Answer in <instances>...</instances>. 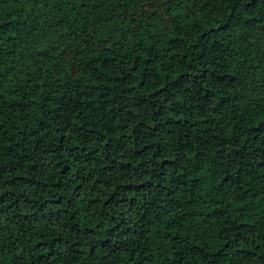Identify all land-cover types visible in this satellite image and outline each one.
I'll return each instance as SVG.
<instances>
[{"label":"trees","instance_id":"obj_1","mask_svg":"<svg viewBox=\"0 0 264 264\" xmlns=\"http://www.w3.org/2000/svg\"><path fill=\"white\" fill-rule=\"evenodd\" d=\"M0 264H264V0H0Z\"/></svg>","mask_w":264,"mask_h":264}]
</instances>
